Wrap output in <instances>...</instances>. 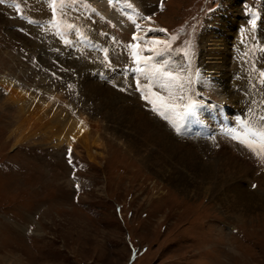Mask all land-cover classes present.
<instances>
[{
    "label": "rangeland",
    "instance_id": "1",
    "mask_svg": "<svg viewBox=\"0 0 264 264\" xmlns=\"http://www.w3.org/2000/svg\"><path fill=\"white\" fill-rule=\"evenodd\" d=\"M69 1L78 12L80 2ZM134 1L166 29L199 26L194 52L215 76L204 91L243 101L229 50L239 23L248 36L240 3L263 0ZM3 10L0 264H264L263 167L226 142L175 136L135 94L85 74L87 63H58L56 42L44 47L37 28L16 30L20 21ZM206 20L217 29L202 26ZM80 116L97 134L92 161L79 143L69 146L70 161L69 147L56 142Z\"/></svg>",
    "mask_w": 264,
    "mask_h": 264
},
{
    "label": "snow or ice",
    "instance_id": "2",
    "mask_svg": "<svg viewBox=\"0 0 264 264\" xmlns=\"http://www.w3.org/2000/svg\"><path fill=\"white\" fill-rule=\"evenodd\" d=\"M57 0H53L55 5ZM57 9L54 6L52 10L53 22L55 23ZM131 19V17H129ZM144 20L150 21V17H143ZM135 25L137 33L142 29L140 24L136 23L135 20L132 21ZM254 25L255 21H251ZM153 29L149 28L148 31ZM159 31L164 32V29H159ZM173 41L176 37L171 38ZM132 41L134 43L129 44L128 47L131 49V57L133 62L136 64V71L141 74L143 79L147 82L146 87L141 85L140 80H137V91L141 93V99L145 100L147 103L152 104V111L159 114L165 115L160 109H165V111H171L175 114L177 104L175 101H183L185 98L186 81L191 83V77H185V69L183 67L179 69H173L169 62L163 60L162 57L164 52L171 48V42L153 39L151 41L147 40L146 37H141L137 34H133ZM152 52L155 53L154 56H144L143 53ZM188 52H184L185 59L188 58ZM160 57L161 59H157ZM264 77V73H261ZM155 89H159L157 92ZM166 93L167 95H164ZM152 98H149V97ZM159 105V107L157 106ZM196 105L194 102L189 100L186 105V110L184 115L191 114ZM83 123V121H81ZM243 129L242 132H237L235 128L229 129L228 134L231 139L238 142L242 146L248 148L256 155H261L264 153V116L259 118V121H239L238 122ZM257 147L260 151L257 152ZM69 160L71 161V148H69ZM255 187V185L253 186Z\"/></svg>",
    "mask_w": 264,
    "mask_h": 264
},
{
    "label": "bare ground",
    "instance_id": "3",
    "mask_svg": "<svg viewBox=\"0 0 264 264\" xmlns=\"http://www.w3.org/2000/svg\"><path fill=\"white\" fill-rule=\"evenodd\" d=\"M231 4V3H230ZM232 7V6H231ZM235 8V7H234ZM232 9V8H231ZM229 10V9H228ZM230 11V10H229ZM233 11V10H232ZM231 13V12H230ZM232 14V13H231ZM106 15H110V16H113V14L111 13V12H109L108 10H107V13H106ZM113 18V17H112ZM123 34H126L127 35V32H125V30H124V32H123ZM210 49V48H209ZM205 56V55H204ZM203 60H204V58H203ZM208 60V59H207ZM223 72V71H222ZM8 87V86H7ZM11 89V88H10ZM7 90V89H6ZM228 91V90H227ZM219 97V96H218ZM47 105H49V104H47ZM45 108V107H44ZM46 111V109L43 111V108H42V112H45ZM49 113V112H48ZM47 114V113H46ZM38 116V115H37ZM37 116H35V117H37ZM40 116H43V114H41ZM44 116H45V114H44ZM50 116V115H49ZM39 118V117H38ZM62 119V118H61ZM69 120V119H68ZM81 121H83V123H81ZM49 122V121H48ZM49 123H51V122H49ZM54 123V122H53ZM92 124V123H91ZM59 128H60V126H59ZM62 129V128H61ZM89 130L90 129H88V127H87V119H86V117H84V116H80L78 119H70L68 122H67V124L63 127V129H62V131H60L58 134H56L57 135V137H56V142L59 144V145H61V144H64V145H67V146H73V144H75V143H79V144H81L84 148H85V151H86V153H87V156H88V159H90L91 161H92V159H94V155H95V153L94 152H92V148H93V146H97V140H96V136H97V134L96 133H94V134H92V132H89ZM152 131V130H151ZM156 132V131H155ZM56 133V132H55ZM157 133V132H156ZM52 138V137H51ZM54 138V137H53ZM21 140V139H20ZM174 142V141H173ZM172 142V143H173ZM177 143V142H176ZM173 145H176V144H173ZM174 148V147H173ZM173 150V149H172ZM237 154H239V152L237 153ZM187 155V154H186ZM223 157V156H222ZM218 159V158H217ZM222 159V158H221ZM224 159L226 160V157L224 156ZM221 161V160H220ZM219 161V163H220V165L222 166V164H224V163H222L221 164V162ZM229 163H230V161H229V159L227 160ZM228 162H225V163H228ZM228 163V164H229ZM231 163H233V161L231 162ZM229 165H231L232 166V164H229ZM218 166H219V164H218ZM224 166H226V164H224ZM230 166V167H231ZM258 166V165H257ZM227 167V166H226ZM229 167V168H230ZM235 167H237L236 166V163H235ZM260 167V166H259ZM220 168H222L223 169V167H220ZM231 168H234V167H231ZM230 168V170H232ZM221 169V170H222ZM241 169V168H240ZM234 170H236V168H234ZM238 170V169H237ZM224 171V170H223ZM233 171V170H232ZM213 172V171H212ZM220 172V171H219ZM234 172V171H233ZM233 172H231V176L232 177H235V175H236V173H233ZM238 173H241L240 172V170H239V172ZM237 173V174H238ZM223 174V173H222ZM227 175V174H226ZM239 175V174H238ZM237 175V176H238ZM264 175V174H263ZM263 175H260V178H261V176H263ZM223 176V175H222ZM229 177V176H228ZM227 177V178H228ZM235 179V178H234ZM259 179V178H258ZM262 179H264V176L262 177ZM223 181V180H222ZM223 186V185H222ZM236 188H239V187H236Z\"/></svg>",
    "mask_w": 264,
    "mask_h": 264
}]
</instances>
